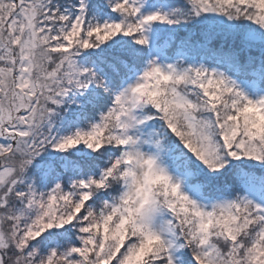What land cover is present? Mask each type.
Wrapping results in <instances>:
<instances>
[{"label":"snow or ice","instance_id":"1","mask_svg":"<svg viewBox=\"0 0 264 264\" xmlns=\"http://www.w3.org/2000/svg\"><path fill=\"white\" fill-rule=\"evenodd\" d=\"M0 264H264V0H0Z\"/></svg>","mask_w":264,"mask_h":264}]
</instances>
